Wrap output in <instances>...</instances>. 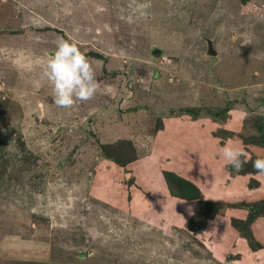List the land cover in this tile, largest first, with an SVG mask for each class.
<instances>
[{
    "label": "rangeland",
    "instance_id": "374dc122",
    "mask_svg": "<svg viewBox=\"0 0 264 264\" xmlns=\"http://www.w3.org/2000/svg\"><path fill=\"white\" fill-rule=\"evenodd\" d=\"M129 3L0 0V264H264V246L232 231L244 208L197 227L164 173L208 198H264L251 163L264 145L247 139L264 121V0H150L135 23L121 18ZM60 37L100 85L70 109L43 77ZM124 139L137 154L127 167L101 150ZM225 145L249 159L241 171ZM252 230L264 245V217Z\"/></svg>",
    "mask_w": 264,
    "mask_h": 264
},
{
    "label": "clouds",
    "instance_id": "9594fccd",
    "mask_svg": "<svg viewBox=\"0 0 264 264\" xmlns=\"http://www.w3.org/2000/svg\"><path fill=\"white\" fill-rule=\"evenodd\" d=\"M150 7V0H130V11L121 18L128 23H135L136 19L148 15ZM242 44H251V41L246 40ZM43 77L52 89L54 103L65 109L73 108L77 101L91 100L100 88L88 57L71 38L57 39L55 51L43 62ZM220 155L236 171H241L249 163L248 158L242 159L245 156L243 150L232 145H225ZM251 163L258 174L264 175V158H257Z\"/></svg>",
    "mask_w": 264,
    "mask_h": 264
},
{
    "label": "trees",
    "instance_id": "16d2710c",
    "mask_svg": "<svg viewBox=\"0 0 264 264\" xmlns=\"http://www.w3.org/2000/svg\"><path fill=\"white\" fill-rule=\"evenodd\" d=\"M90 54L99 57L98 54L89 52ZM86 55V54H85ZM227 110V108L222 109L221 111L215 112L217 115H222ZM264 119L260 117V120ZM255 130L257 131V135L254 136L255 139H250L249 142H253L260 146L264 145V121H259L255 123ZM248 142V143H249ZM263 143V145L261 144ZM101 150L105 156L112 160L116 165L127 167L137 156L136 150L134 149V144L129 140H121L120 143H102ZM264 158V156H263ZM246 167H249L248 165ZM248 168H245L243 173L246 172ZM166 176V181L168 187L170 188L171 194L174 196L183 199L187 202H192L194 204V212L191 216V220L197 227L201 226L203 221L212 218L214 214L218 213L222 207L225 206H239L244 208L246 211V216L243 219L234 218L233 225L234 229H232L233 233L236 235L241 234V237L246 240L247 245L252 250L261 249L264 245L258 241L252 230V223L257 219L264 217V198L255 200L253 203H230L224 202L219 198H208L204 197L200 188L190 179L183 177L177 173L172 171H164ZM133 176L130 179L123 180L130 182L132 181ZM254 185V184H253ZM251 186V185H250Z\"/></svg>",
    "mask_w": 264,
    "mask_h": 264
},
{
    "label": "water",
    "instance_id": "95a60500",
    "mask_svg": "<svg viewBox=\"0 0 264 264\" xmlns=\"http://www.w3.org/2000/svg\"><path fill=\"white\" fill-rule=\"evenodd\" d=\"M208 52L212 54H216V52L213 50L211 41H208ZM153 55L158 56V53H160V50L158 48H154L152 50Z\"/></svg>",
    "mask_w": 264,
    "mask_h": 264
}]
</instances>
